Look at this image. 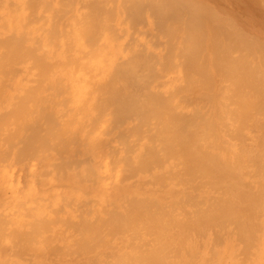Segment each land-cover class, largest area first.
Returning <instances> with one entry per match:
<instances>
[{"label":"bare ground","instance_id":"1","mask_svg":"<svg viewBox=\"0 0 264 264\" xmlns=\"http://www.w3.org/2000/svg\"><path fill=\"white\" fill-rule=\"evenodd\" d=\"M39 1L42 4L37 3L43 5V0ZM57 1L60 8L59 1L61 0ZM74 1L76 3V0H67L66 5L62 4L61 7L68 6L70 9ZM97 1L91 0L90 3L87 1L88 6L81 4L82 1L78 3L82 9L87 6L86 11H89L88 7H92L90 11L93 10L88 15V12L84 11L87 16L80 13L82 17H85L84 23L88 22L90 16H94L95 21H91L92 17L91 23L84 24L82 27L84 20H81L82 22L74 20V23H77L75 25H82L79 28L77 26L76 28L69 26V28L80 30V27H82L81 29L85 27V31L81 30L82 32L80 31L81 34L79 33L78 36L79 39L82 35L83 37L80 38H84V41L79 39L82 42L76 43L74 39V43L70 42L73 45L67 42L64 46L67 44L71 46L67 48L65 46L64 52H60V49L59 52L54 51L55 47L60 48L63 44L57 42V39H55V43L59 44L53 48L50 45L54 43L53 39L51 40L53 43H48L50 41L48 38L50 36L52 38L53 33L58 32L57 26L54 25L59 21L58 18L62 17V13L64 14L63 7L64 11H60L61 8L53 9V11L60 12L57 14L52 11L51 15L57 14V17L54 15L57 18L56 21L54 20L55 23L51 22L54 25L48 24L49 13L45 14L43 11L44 15L48 16L47 18H44L46 16H43V13L37 14L44 27L41 22H37L38 17L36 23L32 24V21L35 22L36 16L32 15V11L36 12L32 8L37 4L34 0H4L2 5L0 3V264H47L43 262L44 260L47 262L52 260L53 264H264V219L260 218V209H264V197L259 190L263 186L260 184V187V182L257 185L258 181H253L258 188L253 189V182L250 181L252 185L249 188L248 183L242 180V176H246V173L243 175L242 172L245 171L242 170L253 160L243 165L245 162L241 163L238 159L244 153L242 158L247 155L245 150L250 143L245 144V152L240 153L241 156L239 155L236 160L234 158L237 152L245 146L243 145L244 141L243 143L241 141L247 139H242L245 137L242 136L241 140L237 139V142L234 141L232 135L241 132V136L242 131H245L244 128L249 124L246 123V127L239 130L243 125L240 126L238 122L240 127L237 128V125L233 124L234 126L231 127L234 128L231 130V128H225V124L227 126L225 123L226 111L223 112L222 109V113L211 115L210 119L213 122H210L209 117L207 120L199 113L201 110L196 109L186 113L182 108L178 111L177 108L180 106H176V103L181 102V99H183V103L180 105L190 106L194 103V98H200V92L194 93V87L206 88L207 92L201 95V99L210 103L216 97V86L221 83L222 87L219 88L227 92L221 100V104L225 105H230L233 102L234 105L235 101L238 103L240 98L244 99L246 91L249 94L248 91L251 89L261 90L259 85L264 84V46L239 26V21L243 18L238 5L239 0H122L119 6L123 12H126L123 15L128 16L125 20L130 22L129 25H134L132 26L133 31L137 29L138 24L141 25L145 20L146 11H149L150 17V14H153V18L155 17L153 28L158 27L157 33H162L165 38V41H162L164 51L150 50L145 45L147 43H142L143 36H140V42H132V40H138L135 38L136 36L132 37V34L137 32L139 37V33L141 35L143 31L136 30L134 33L131 31V34L127 35L120 26L122 31L120 28L118 31H121L120 34L124 32L125 37L129 36L128 40L131 43L127 42V45L126 41L128 40L126 39V45L123 43L124 46L122 45L123 49H121L125 48L126 56L122 55L114 62L110 60L114 58L111 56L112 54L108 60L97 59L96 57L105 56L106 51L102 55L100 52L102 50L98 49L102 48V44L97 45L98 48L95 44L98 35L102 33L99 30L111 28L117 10L106 6L108 0H103V2L106 1L104 2L105 6L97 4ZM117 1L115 2L117 3ZM32 3H35L34 6ZM45 3L44 6H41L42 9L46 8ZM48 5L46 9L50 6ZM112 6L116 5L112 4ZM46 9L45 11H47ZM231 10L237 12L233 17L228 15ZM69 11L65 12L69 13ZM34 12L33 14H35ZM74 14L72 18L75 17ZM214 14L223 15L225 20L214 21ZM40 17L46 19L47 25ZM86 17H88L87 21ZM52 18L50 17V20ZM122 18L121 20H123ZM78 19L80 20V17ZM125 20L120 21L117 25L123 24ZM92 23L94 25L96 23L97 35L94 32L89 35L91 33L89 29L92 27L89 28L87 25ZM144 24L146 25L145 21L141 26ZM35 25L38 26L35 27ZM50 25L54 29H51ZM131 26L129 28L132 29ZM56 30L57 32H54ZM59 30L62 29L59 28ZM87 30L89 34L84 36L87 34ZM115 30L114 32L117 34L118 31ZM76 31L75 34L78 35V31ZM233 31L235 33H232ZM63 32L61 33L63 34ZM61 33L60 35H62ZM148 33L146 34L153 36V33ZM116 34L114 40L118 37ZM120 34L119 37L123 39L124 36L122 34L120 36ZM64 35L66 34L64 33ZM63 36L60 37L63 38ZM71 36L70 40L73 39ZM108 37L112 38L113 36L109 35ZM108 37V40L111 39ZM146 38L144 37V40ZM150 38L148 37L150 42L151 39H155L154 37ZM206 38L208 39L206 40ZM237 38L238 43L235 41ZM66 39L69 40L68 37ZM123 41L120 40L121 43ZM204 41H208L209 51L207 49L204 51L202 47ZM152 42L150 47L154 44ZM160 44L162 43H157L154 47H160ZM247 44L249 47H253L251 48L252 52L249 51L248 54H253L256 59L253 66L252 62H249L252 67L246 66L247 63L244 64V61L240 62L232 57L235 48H245ZM74 45L76 51L73 49ZM104 46L106 48V45ZM69 48H72L74 52L68 50ZM113 53L115 52L113 51ZM238 58L240 57L238 56ZM210 63L213 67L209 66ZM176 64H179L178 67L181 64V69L183 66L187 75V81L183 79L184 87L179 88L185 91L184 96L183 93L181 94L182 98L180 95L179 101H177L179 99L177 92V97L175 95L177 100H175L174 95L168 93L170 91L165 92L169 95H164L153 89L159 85L158 88H161L164 82L162 87H165L169 79L160 82L159 78L164 77L162 72L171 71ZM171 67L172 69H170ZM181 69L178 71L183 74ZM176 70L175 72H177ZM194 75H197L198 78H194ZM224 76L234 82L235 90L232 87V91L229 85H224L222 81ZM82 80L88 84L80 86ZM201 81L203 82L201 83ZM232 81L231 83H233ZM89 82L90 84L94 83L89 86L92 87L91 89H87L90 85ZM169 82L173 83L174 81ZM77 83L81 88H84L81 92H83V96L87 95V100L85 101L79 95L81 99L78 105L77 99L74 101V107L72 96L77 93L76 88H79L76 86ZM74 85L76 88H73ZM260 88L263 92L264 86ZM92 89L94 91L91 93ZM86 90L88 91L86 92ZM251 93L253 96L249 94V97H255L256 94L254 95L253 90ZM259 95L261 97L264 94ZM86 97L84 98L86 99ZM67 102L74 108L70 109L73 116L70 113L71 116L67 114V110H69V108L65 109ZM178 103L177 105H179ZM55 104L65 105L60 110L61 113L59 111V115L67 114L69 126L70 124L73 126L74 117L78 116V121L83 118L80 117L81 113L85 116L89 115L88 121L92 125L101 120L105 122H101L104 125L99 134L104 137H99L98 148H94L92 152H89L91 149L84 150L81 139L84 136L88 138V132L82 136L80 128L70 130L71 126L69 128L67 122L61 123L62 118L57 121L60 117L54 114ZM210 104L212 105V103ZM208 108L205 110L208 111ZM243 108L242 106L243 114L242 111L240 113V110L239 114L236 108H232L233 111L228 108L229 115L234 112L233 114L237 113L236 115L239 114L243 117L242 115L246 114V110ZM262 108L264 111V106ZM255 113L254 110L252 117ZM246 119L243 118L244 121ZM89 123H83V125L86 126ZM96 125H94L95 128ZM215 126L224 127L223 133L225 132V134L228 132H226L227 129L232 131L231 133L229 131L227 135L232 134L233 146L236 143L240 146L239 150L235 147L237 145L234 146L237 151H235L236 155L232 153L234 151L229 152L228 143L227 147H220L221 141L218 140L221 139L216 137ZM85 128L88 131L91 129L89 133L94 130V127L93 129L87 126ZM248 129L246 128L247 131ZM233 130H237V132H233ZM251 137L253 136L246 138ZM113 138L120 140L128 154L123 151L126 153L125 156L107 165L102 162L100 153L107 150L106 145ZM236 138L239 137L236 135ZM84 140L82 142L86 143ZM250 140L252 141V139ZM222 141L224 142L225 139ZM231 148L230 144V150H232ZM114 150L112 149L113 152ZM241 150L243 152V149ZM222 152L232 153L231 155H234L232 160H229L230 156L228 159L220 156ZM108 153L107 150V156H109ZM227 153H224L225 156ZM96 154L97 157L94 160L85 159L88 155ZM121 155L124 154L121 153ZM108 158L107 160H110ZM55 159L56 161H54ZM245 159L243 160L246 161ZM32 160L37 164H51L52 173L55 172L57 175L56 178L47 181L33 176L36 180L35 184L38 185L33 195ZM11 165H17L19 169V177L16 182L12 177L5 175L7 171L5 169ZM259 166L264 167V164L254 161L249 168L260 169ZM112 171L116 174H112ZM256 173H252L251 176L254 174L255 178ZM105 174L110 177V181H106L107 183L102 180ZM249 174L247 175L250 176ZM26 177L29 179L22 187L19 178L26 179ZM259 177L262 178V176ZM7 181H10L9 189L12 188L14 192L11 195H7ZM262 183L264 185V180ZM71 185H83V189L79 190L82 196L61 198L65 199L64 201L59 199L62 201L61 203L64 202V206H57L53 208L54 210L50 209L52 210L50 213L54 215L49 216L47 208L50 203L48 202V206L46 202L48 197L43 199L39 196V191L53 194L57 191L56 187ZM42 199L43 202L38 204L37 201L41 202ZM34 201L35 206H32ZM95 204L102 207L98 212L94 208ZM69 205L72 206V212L66 214L64 211ZM62 225H64L62 231L68 227L67 233H69V229L75 233L71 241L66 240L67 236H72L73 232L67 234L66 238L63 235L60 236ZM237 242L241 245L238 252L244 255L240 257L241 260L235 254Z\"/></svg>","mask_w":264,"mask_h":264},{"label":"rangeland","instance_id":"2","mask_svg":"<svg viewBox=\"0 0 264 264\" xmlns=\"http://www.w3.org/2000/svg\"><path fill=\"white\" fill-rule=\"evenodd\" d=\"M34 1L36 2V0H34ZM48 1H49V2H48ZM61 1H62V2H61ZM61 1H59V2H60V8H61V9L59 8V5H57V4H59L57 0H54V1H53V0H43V5L38 4V3H41V2L38 0V1H37L38 3L36 2L38 5H37V4L35 5L36 7L34 6L35 3H34V4L32 3V6H34V7H32V8H33V10L35 9V11H36V12L32 11V15H33V16L36 15V16H35V19H34V17L32 16V17H33L32 20H33V19L35 20V22L32 21V24H35V23H36V19H37V17H38L37 14L39 15V13H43V11H44L45 14H48V13H49V14H48L49 19H47V20H48V24H49V23H51L52 21L55 23V21H56V19H57V18H56V17H57L56 15H57L58 13H60L59 11L54 10L57 14L55 13V14L51 15L53 9H58V10L60 9V11H62V10H63L62 7H63V8L65 9V11H67V12L70 10L69 13H67V12H65V11L63 10L65 15L62 13V17H61L62 19H61V18H58L59 21L56 22L57 24L54 25V23H51V24H53L55 27L57 26L56 29L58 30L59 35H58L57 30H56V31H54V32H57V33H53V34H54V35H53L54 38H53V37L51 38L50 35H48V36H50L49 38H48V36H47V38L50 39V41H48V43H49V42H50V43H53V42L55 43V39H57V40H56L57 42L59 41V43H60V42L63 43V44H61L60 48H59V47H57V48L55 47V48H54L55 50L53 49L54 51H58V52H59V49H60V52H61V51L65 50L67 47H70V46H71L70 44L74 43V42H73L74 39L76 40V43L84 41V40H83L84 38H83V39L80 38V37H83L82 35H80V37H79V39H82V41L78 39L79 33L81 34V32H82L81 30H84L85 27H84L83 29H81V28L84 26V24L91 23V21H95L94 16H90L91 18H89V20L87 19L88 17H86V21L88 20V22L84 23V22H85V17L83 16V17H84V18H83V17H82V14L80 15V13H83V15H86V13L88 12V13H87V15H88V14H90L89 12H93L92 9H91L92 11H90V8H92V7H90V8L88 7L87 10H89V11H86V7L88 6L87 1L90 3L91 0H87L86 2H85V0H76V3H75V1H74V2H73L74 5L72 4V8L70 7V9L68 8V6H62V7H61L62 4L66 5V3H67L66 1H67V0H66V1H65V0H61ZM72 1H73V0H72ZM77 1H78V2H77ZM80 1H82L81 4H85V5L87 4L86 7H83V6H82L84 9H82V8L80 7V5L78 4V3H80ZM94 1H95V0H94ZM96 1H97V0H96ZM98 1H99V0H98ZM98 1H97V4H101L102 6H103V4H104V6H105L106 3H104V2H106L107 0L104 1V2H103V0H102V1L100 0L101 2H98ZM108 1H109V2H108V4H107L106 6H110V7H112L113 9L117 10V13H116V16L114 17V20H113V22H112L113 24H111L112 26H111L110 29H107V30H99V29H98L99 31L102 32V33H101V32H99V33H101V35H102V34H103V35H102V36H101V35H98V36H99L98 38H97V36H95V38H97V41H98V42L96 41V44H95V45H96V46H97V45L99 46V45L102 44V48H98V46H97V48L99 49V51L102 50V51H100L102 55H103V53H104L105 51H106V52H105V54H104L105 56H100V57H96V56H95L97 59H101V58H102V59H107V60H108V59H110L111 56H112V57H114V58H112V59H110V60H111L112 62H114V61H117L122 55H123V56H126V53H127V52H126V53L124 52L125 48H124V50H121V49H123V47H122L123 43L125 44L126 39L128 40V38H130V37H129V36H126V37H125V36H124L125 34H123V33L126 32V34L128 35L129 33L131 34V31H132V33H134L136 30H138V32L143 31V34H144V32H145V34H144L145 36H144L142 33H141V35H140V33H139V37H138V34H137V32H136L137 35L134 33V34H132V35H133L132 37H135V36H136L135 38L138 39V40H136V41H135V40H132V42H136V43H137V42H140L141 39H142V43H143V44L147 43V44H145V45H147V46L149 47L150 50H152V51H154V52H159V51L163 52V51H164V47H163L164 45H163V42H162V41H165V38H164V36H162V33H160V32H159L160 34L157 33V32H158V30H157L158 27H157V26H155V27H157L156 29L153 28V26H154L153 24H155V20H153V19H154L155 17L153 18V14H152V13L150 14L151 17H150L149 14H148L149 11H146L145 14H144V19H145V20H143V23H144V21H145L146 25H145V24H144V25H145V28L147 27L146 29L143 27L144 25L141 26V25L143 24V23H142L141 25L138 24L137 29H136L135 31H133L134 28H133L132 26H134V25H132V26L129 25L130 22L125 20L127 15L124 14V15H125V16H124L123 13H126V12H125V11L123 12V9L119 6V5H121V4H119V3H120L122 0H120V1H117V0L112 1V0H111V3H110V0H108ZM115 1H117V3H116ZM3 2H4V0H0L1 5H2ZM44 2H46V3H45L46 8H47V5L50 3V4H49L50 6L48 5V6L50 7V8L48 7L49 10L46 9V8L42 9L43 7H41V6H44ZM102 2H103V3H102ZM53 3H54V4H53ZM94 3H95V2H94ZM41 4H42V3H41ZM112 4L116 5L117 7H116V6L113 7ZM39 5H40V6H39ZM55 5H56V6H55ZM38 6H39V7H38ZM53 6H54V7H53ZM70 6H71V5H70ZM78 6H79V8L77 9ZM89 6H90V5H89ZM115 7H116V8H115ZM39 8H41L42 11H41V9H39ZM118 8H119V10H118ZM38 9H39V10H38ZM45 9H46L47 11H45ZM50 9H51V10H50ZM66 9H67V10H66ZM37 10H38V11H37ZM76 10H78V11L76 12ZM54 11H53V12H54ZM84 11H86L85 14H84ZM119 11H120V13H118ZM33 12H34L35 14H33ZM72 12H74L75 14L72 13ZM78 12H79V13H78ZM44 13H43V16H46V15H44ZM71 13H72V14H71ZM76 13H77V14H76ZM70 14H71V17H70ZM73 14L75 15V17L73 16V18H72V15H73ZM119 14H121V15H119ZM234 14H237V12H233V10H231L230 13H229L228 15H230V17H233ZM50 15H51V16H50ZM54 15H55L56 17H55ZM63 15H64V16H63ZM67 15H68V16H67ZM78 15H80V16H78ZM87 15H86V16H87ZM122 15H123V16H122ZM147 15H148L149 17H148ZM48 16H46V17H44V18H47ZM121 16H122L123 18H122ZM41 17H42V15H41ZM41 17H40V18H41ZM50 17H51V18L53 17V18H52L53 20H52V19L50 20ZM54 17H55V19H54ZM64 17H65V18H64ZM68 17H69V18H68ZM79 17H80V20L78 19ZM92 17H93V20L90 21V19H92ZM95 17H96V16H95ZM124 17H125V18H124ZM44 18H41V19H44ZM67 18H68V19H67ZM76 18H77V19H76ZM82 18H83V19H82ZM121 18H122L123 20H121ZM127 18H128V16H127ZM215 18H217V19H215ZM60 19L63 20V21H61ZM65 19H66L67 21H66ZM72 19H73V21H72ZM96 19H97V18H96ZM150 19H151V20H150ZM45 20H46V19H44V21H45ZM49 20H50V21H49ZM54 20H55V21H54ZM69 20L72 21V23H70ZM74 20H75V21L77 20V22H79V21H81V20H82V21L84 20V21H83V25L80 24L82 21H81L80 23H78V24H80L79 26L82 25V27H80V30H77V29L79 28V26L75 25V24H77V23H74ZM124 20H125V22H124L123 24L121 23V25H117V23H119L120 21L123 22ZM127 20H128V19H127ZM213 20H214V21H216V20H222V21H224V20H225V17H224L223 15L214 14V15H213ZM65 21H66V23H68V24H66ZM89 21H90V22H89ZM37 22H41V24H42V21L39 20V17H38V19H37ZM45 22H46V23H45ZM45 22H44L45 25H47V21H45ZM61 22H63L62 25H60ZM114 22H115V23H114ZM73 23H74V24H73ZM127 23H128V24H127ZM92 24H93V25H92ZM92 24H91V25L89 24V25H87V26H88L89 28H90V26H91L92 28H90V29H92L93 31H91V30L88 28V29H89V32H91V33L89 34V32H88V30H87V31H86L87 34H85V35L83 34L84 36H87L88 34L91 35V34H94V33H96L95 35H97L98 31H97V28H96V23H95V25H94V23H92ZM42 25H43V24H42ZM72 25H75V26H72ZM114 25H115V26H114ZM116 25H117V26H116ZM123 25H124V26H123ZM125 25H126L127 27H126ZM215 25H216V24H215ZM33 26H34V25H33ZM37 26H38V25H35V27H37ZM43 26H44V25H43ZM62 26H63V27H62ZM65 26H66V27H65ZM69 26L74 27V28H76V26H77L78 28H77L76 30H77L78 32H77L76 30H74L73 28H72V30H71V29H70L71 27L69 28ZM85 26H86V25H85ZM87 26H86V27H87ZM120 26L122 27V30L124 29V32L121 33L122 36H124V38L122 37L123 39H121V38L119 37V34H120V32L122 31L121 28H120ZM129 26H131L132 29L129 28ZM239 26L241 27L240 22H239ZM40 27H42V26H40ZM44 27H45V26H44ZM50 27H51V25H50ZM50 27H49V28H50ZM64 27H65V28H64ZM94 27H95V28H94ZM112 27H113V28H112ZM114 27L116 28V30H115ZM142 27H143V28H142ZM59 28L62 29V30L60 31ZM63 28H64V29H63ZM67 28H68V29H67ZM119 28H120L121 31H118ZM152 28H153V29H152ZM51 29H54V27L52 26ZM85 29H86V28H85ZM95 29H96V31H94ZM147 29H148V30H147ZM64 30H66V31L63 32ZM68 30H69V31L71 30V31L68 33V32H67ZM73 30H74V31H73ZM114 30H115L116 32L118 31L119 33L117 32V34H116V33L114 32ZM127 30H128V31H127ZM146 30H147V31H146ZM75 31L78 33V35L75 34ZM80 31H81V32H80ZM84 31H85V30H84ZM84 31H83V33H86V32H84ZM103 31H104V32H103ZM105 31H106V32H105ZM108 31H109V32H108ZM61 32H63V34L65 33V34L67 35V37L69 38V40L66 39V38H67L66 35H64V36H65V40H68V41L63 42V41H65V40H64V36H63V34H62ZM66 32H67V33H66ZM92 32H94V33H92ZM148 32H149L150 34L153 33V36H151V35H147L146 33H148ZM60 33H61L62 35H60ZM108 33H110V34H108ZM149 33H148V34H149ZM155 33H157V34H155ZM232 33H235V31H233ZM115 34L119 37V41H118V37H117V39H115L116 41L114 40V38H115ZM121 34H120V36H121ZM154 34H155V35H154ZM68 35H70V36L72 35V36H71V38H73V39H71L72 41L70 40V36H68ZM107 35H108V36H109V35H110V36L112 35L113 37L111 38V37H108ZM156 35H157V37H156ZM57 36H58V37H57ZM60 36H61V37L63 36V38H61ZM100 36H101V37H100ZM140 36H141V37L143 36V37L141 38ZM146 36H148L149 38H150V37H151V38H153V37H154V38H155V37L157 38L156 41H155L156 38H155V39H151V38H150V39H151V42L154 41V42H152V43H154L153 45H151L152 47H150L151 42H150V40L148 39V37L146 38ZM55 37H56V38H55ZM76 37H77V38H76ZM102 37H103V38H102ZM107 37H108V38H111V39L108 40ZM137 37H138V38H137ZM144 37L146 38L145 40H144ZM59 38H60V39H59ZM87 38H88V37H87ZM104 38H105V39H104ZM140 38H141V39H140ZM158 38H159V39H158ZM52 39H53V40H52ZM62 39H63V40H62ZM103 39H104L105 41H104ZM112 39L114 40V42H113ZM124 39H125V40H124ZM160 39H161V40H160ZM162 39H163V40H162ZM207 39H208V38H206V40H207ZM51 40H52L53 42H52ZM75 40H74V41H75ZM120 40H122V41L124 40V41L121 43ZM139 40H140V41H139ZM146 40H149V41L146 42ZM237 40H238V38L235 40L236 43L239 42V40H238V41H237ZM45 41L47 42V40H45ZM99 41H100V43H99ZM107 41H109V42L106 43ZM157 41H158V42H157ZM159 41L162 43V44H160L162 47H161L160 45H158V46H160V47H157V48L154 47V46H156L157 43H158V44L160 43ZM57 42H56L55 44L53 43L54 45H53V44H50L51 47L53 48L55 45L59 44V43H57ZM67 42H68V43L72 42V43H70L69 45H68V44L65 45V46H66V48H65L64 44H66ZM104 42H105V43H104ZM116 42H117V43H116ZM127 42H129V44L131 43V41L128 40V41H126V44H127V45H128ZM148 42H149V43H148ZM244 42H245V41H244ZM76 43H75V44H76ZM97 43H98V44H97ZM113 43L116 44V45H114ZM120 43H121V44H120ZM155 43H156V44H155ZM126 44H125V45H126ZM148 44H149V45H148ZM52 45H53V46H52ZM72 45H73V44H72ZM104 45H106V48H104V47H105ZM119 45H120V46H119ZM202 45H203L202 47H203L204 51H205L206 49L209 51V48H208V47H209V44H208V41H207V42L204 41ZM204 45H205V46H204ZM96 46H95V47H96ZM123 46H124V45H123ZM207 46H208V47H207ZM75 47H76V46L74 45V48H73L74 50H75ZM111 47H112V48H111ZM119 47H120V48H119ZM63 48H65V49H63ZM103 48H104V49H103ZM110 48H111V49H110ZM117 48H118V50H117ZM162 48H163V49H162ZM246 48H247V49H246ZM251 48H253V47H249L248 44L245 46V48H240V49L243 50V51H241L239 48H238V49L235 48V52L233 53L232 57L236 58V60H240V62H241V61H244V64L247 63V64H245V65H246V66L248 65V67L251 66L249 62H252L251 64H252V66H253L254 63L256 62V59H255V57L253 56V54H248L249 51L252 52ZM56 49H57V50H56ZM106 49H107V50H106ZM157 49H158V50H157ZM161 49H162V50H161ZM68 50H72V48H69ZM74 50H72V51L74 52ZM72 51H70V52H72ZM75 51H76V50H75ZM107 51H108V53H107ZM113 51H114L115 53H113ZM63 52H64V51H63ZM65 52H66V51H65ZM70 52H69V53H70ZM109 53H110V54H109ZM239 53L242 54V55H240ZM111 54H112V55H111ZM124 54H125V55H124ZM237 54H238V55H237ZM110 55H111V56H110ZM113 55H116V56H113ZM247 55H248V56H247ZM109 56H110V57H109ZM238 56H239L240 58H238ZM242 57H243V59L241 60ZM252 57H253V58H252ZM250 58H252V59H250ZM244 59H246V60H244ZM252 60H253V61H252ZM177 62L180 63V61H177ZM178 65H179V64H176L175 67L173 66V69H172V67H171L170 69H172V70H171V71L168 70L167 73L165 72L166 70H165L164 72H162V75H164V77L161 78V79L159 78V81H160V82H164V81H167V80L169 79V80L166 82V85H165L166 89H165V87H162L163 84H164L165 82L162 83L161 88H158L160 85H159L158 87L153 88L154 90H158V91L162 92L164 95H169V94L171 95V94H172V95H174L173 97H175V95H176V97H177V93H178V96H179L178 98H179V99L177 100L176 97H175L176 99L174 98V99L177 100V101L180 100V95H181L182 93H183L182 95L184 96V92H185V91H183L182 89H179V88H183V87H184V86L182 85L183 82L187 81V79H186L187 75H186V73H185V70H183L184 67L182 66V69H181V64H180L179 67H178ZM208 65H209V64H208ZM209 66H211V63H210ZM252 66H251V67H252ZM211 67H213V66H211ZM165 69H166V68H165ZM176 69H177V70H176ZM178 69H181L184 73H183V74H182L181 72L179 73ZM175 70H176L177 72H175ZM181 70H180V71H181ZM170 72H171V73H170ZM177 73H178V74H177ZM176 74H177V75H176ZM181 75H182L183 77H182ZM176 76H177V77H176ZM178 76H179V77H178ZM184 76H185V77H184ZM173 77H174V78H173ZM180 77H181V78H180ZM225 77H226V76H224V77H223V80H222V81L224 82V85H229V86H230L229 88H230L231 90H232V87H233V90H235V89H234V88H235L234 82H233L229 77H227L228 80H227V78H225ZM164 78H165V79H164ZM170 78H172V79H170ZM177 78H179V79L176 80ZM194 78H198L197 75H194ZM183 79H184L185 81H184ZM78 80H80V79H78ZM182 80H183V81H182ZM80 81H81V80H80ZM82 81H83V80H82ZM169 81H171V82L174 81V82H173V83H170ZM175 81H176V83H175ZM179 81H180V82H179ZM181 81H182V82H181ZM229 81H230V82H229ZM231 81H232L233 83H231ZM90 82H91V81H90ZM90 82H89V84H90ZM92 82H94V81H92ZM157 82H158V81H157ZM168 82H169V86H168V84H167ZM202 82H203V81H201V83H202ZM80 83H81L80 86H81L82 84H85V86H86V84H88V83H85L84 81H83V82H80ZM155 83H156V81L153 83V86L155 85ZM186 83H187V82H186ZM186 83H184V84H186ZM230 83H231V84H230ZM93 84H94V83H93ZM93 84L88 85L87 89H91L92 87H89V86H91V85H93ZM170 84H171V85H170ZM260 85H261L262 87L264 86L263 83L260 84ZM260 85H259V89H261V90H259V91H255L254 89H256V88L251 89V91H252V90L254 91V95L256 94L255 97H252L253 94L251 93V91H248V93L250 92L249 94H252V96L249 97V94H247V91H246L245 96H246V95H248V96H246V97L243 96L244 99H243V98H240V100L237 101L238 103H236V101H235V104H236V105H235V104L233 105L234 102L231 103L230 105H228V104H227V105H225V104H221V100H222V98L227 94L226 91H223V89H220V88H219V87H222V86H221V83H220V85L218 84V85L216 86V88H217V89H215V90H216V91H215V93H216V97H215L214 100H213L214 102H213V101H212V102L210 101V103H212V105L209 103V101L206 103V100H205V99H204V101H202L203 99H201V95H202L203 93L207 92L206 88H204V89H205V90H204V89L202 88V86H200L199 88H195V87H194V89H195V92H194V93L197 94V93L200 92V93H199V94H200V95H199L200 98H194V103L191 104L190 106H188L187 104H185V105H184V104L180 105L181 103H183V102H182L183 99H181V102H180V101H179V103L177 102L179 105H177V103H176V106H177V107L180 106V107L177 108L178 111H180V110L183 109L184 111H186V113H187V111H188V113H189V112H192L191 110H193V111L196 110V109L201 110L202 113H201V112H199V113H200L201 115H203L204 117H206L207 120H209L212 116H215L218 112L222 113V110H223V112L226 111V112H225V117H226V118H225V123H227V126H226V124L224 123V124H225V128H229V129L231 128V130L234 128V127H231L233 124H234L235 126L237 125V128L240 127L241 125H243V126H241V128H240L239 130H243L244 126L246 127V125L249 124V125H247V127H246L247 129L249 128L248 131L246 130V128H244L245 131H242L243 133H242L241 136H240V133H241V132H239V133H237V134H235V135H232V134H231V135L233 136V138H234V141H237V139L241 140L240 137H242V136H245L244 138L242 137V139H247V140L252 139V141H251V140H250V141H247V140H246V141H245V140H242V141H241L242 143H243V141H244V144H243V145H245V144L247 145V144H249V143L251 144V148H250V144H249V146L247 145V149L245 150L244 147H246V145L243 146V145H241L242 143H240V145L243 146V147L241 148V149H243V152H241V151H242L241 149H240V151L237 152L236 149L234 148V146L237 145L238 143L235 142L236 144H234V146L232 145V144H233V142H232V141H233V138H232V136H231L230 134L227 135L228 132L230 131L229 129L226 130V132H227V131H228V132H227V134H225V132L223 133V130L225 129L224 127H223V128H218V127L215 126V131L217 132L216 137H217V139H221V140H218L219 142L221 141V142H220V144H221L220 147H221V148L225 147V146L227 145V143H228V144H229V147H228L229 152L234 151V152H232L233 154L235 153L234 155H236V152H237V155H236V156L231 155L232 153H227V152H224V153H227L228 155L226 154V156H225V154L222 152L223 155H222V153H220V156H224V157H226L227 159H228V157L230 156V159H229V160H232V158H233V156H234V158H235V160H236V158L240 155V153L243 154V153L246 151V154H247V155H246L245 157L242 158V156H244V154H245V153H244L242 156L240 155L241 157H240V158L238 157V159H239V161H240L241 163H242V162H245V163H243V165L246 164V163H248V162H251V161L253 160L251 163H248L247 166H246V165L244 166V168H247V169H244V168H243V170H242V171H245V172H242L243 175L246 173V176H248L247 174L250 173V174H249L250 176H248V177H251V178H248V177H246V176H242V180H243L244 182H247V183H248L249 188L251 187L250 185H252V183H251L250 181H252V182H253V181H254V182H257V181H258V182H257V185H258V183L260 182V183H259V186L261 187V185H262L263 187H262V188H259V190H261V193H263V197H264V185H263V183H262V181L264 180V175H263L264 173H261V172H264V170H263L264 167H263V166H259L260 169H261L262 171H261L259 168H255V167H251V168H253V169L249 168V167H250V164L254 163V161H255V162H258V163L261 162V164H264V152H263V151H264V144H263V143H264V140H263V139H264V126H262V125H264V120H263V119H264V118H263V117H264V113H263L264 111H262V110H263L262 107L264 106V98L262 99V97H264V95H263V94H264V93H263L264 91L262 92V88H260V87H261ZM76 86L78 87V86H79V83H77ZM76 86L74 85L73 88H76ZM80 86H79L80 89H79V88H76V89H77V91H76L77 93H75V95H73V93H72V95H73V96H72V99H73L74 107H75V102H74V101H75L76 99H77V105H78L79 100H80L81 98L84 99L85 101L87 100V97H86L87 95L84 94V96H83V94H82L83 92H81V91H83L84 88H83V87L81 88ZM174 86H175V87H174ZM182 86H183V87H182ZM169 87H170V88H169ZM173 87H174V88H173ZM177 87H178V88H177ZM226 87L228 88V86H226ZM162 88H163V89H162ZM250 88H251V87H250ZM250 88H249V89H250ZM175 89H176V91H175ZM230 89H229V90H230ZM263 89H264V88H263ZM184 90H185V89H184ZM201 90H202V91H201ZM233 90H232V91H233ZM72 91H73V90H72ZM74 91H75V90H74ZM87 91H88V90H86V92H87ZM89 91H91V90H89ZM93 91H94V90L92 89L91 93H92ZM167 91H170V92H168L169 94H166ZM182 91H183V92H182ZM186 91H187V90H186ZM165 92H166V93H165ZM173 92H174V93H173ZM176 92H177V93H176ZM218 92H219V93H218ZM244 92H245V91H244ZM256 92L258 93V96H257V93H256ZM259 92H262V93H259ZM84 93H85V92H84ZM175 93H176V94H175ZM179 93H180V94H179ZM93 94L95 95V92H94ZM234 94H235V93H234ZM259 94H261V95H263V96L260 97ZM70 95H71V93H70ZM77 95H78V97H77ZM79 95H81L82 97L79 96ZM182 95H181V98L183 97ZM223 95H224V96H223ZM66 96H67V95H66ZM68 96H69V94H68ZM68 96H67V97H68ZM199 96H198V97H199ZM80 97H81V98H80ZM84 97H86V99H85ZM256 98H257V99H256ZM195 99H196V100H195ZM199 99H200V100H199ZM238 99H239V97H238ZM258 99H259V100H258ZM233 100H236V99H233ZM243 100H244V101H243ZM248 100H249V101H248ZM85 101H83V102H85ZM240 101H241V102H240ZM255 101H256V102H255ZM260 101H261V102H260ZM262 101H263V102H262ZM80 102H81V101H80ZM217 102H218V104H217ZM219 102H220V103H219ZM243 102H246L247 104L245 105V103H243ZM249 102H250V103H249ZM257 102H259L258 105H259L260 107L257 105ZM67 103H68L69 105H68ZM67 103H66V107H65V105L62 106L61 104H59L60 106H59L58 104H57V105L55 104V106L53 107L54 114L60 117L57 121H59V120L62 118L61 120H62L63 122L61 121V123H64V122L66 123V122H67V119H68L67 114H68V116H69L71 113L73 114V112H72L71 110L74 109V108H73L72 106H70L71 104H70L69 102H67ZM198 103H199V104H198ZM255 103H256V104H255ZM262 103H263V105H262ZM214 104H215V105H214ZM249 104H250V105H249ZM209 105H210V107H209ZM241 105L244 107L243 109L246 110L245 112H246V114H247V115H246V114L244 113L245 116L242 115L243 117H241V115L239 116V114H240L241 111H242V106H241ZM254 105H255V106H254ZM261 105H262V106H261ZM61 106H62V107H61ZM89 106H91V105H89ZM89 106H88V107H89ZM182 106H183V107H182ZM191 106H192V108H190ZM198 106H199V107H198ZM211 106H212V107H211ZM221 106H222V108H221ZM238 106H240L241 108L238 109V108H237ZM251 106L254 107L255 109L252 108ZM64 107H65V109H66V108H69V110H67V114H66V115L63 114L64 116H63V115H59V111H60L62 108H64ZM71 107H72V108H71ZM76 107H77V106H76ZM88 107H87V108H88ZM208 107H209V108H208ZM59 108H60V109H59ZM181 108H182V109H181ZM185 108H186V109H185ZM206 108H208V111L205 110ZM213 108H214V109H213ZM228 108H229L230 110H232V111L234 110V109H232V108H236V110H237L238 113H239V110H240V113H239L238 115H236L237 113L235 112L236 114H233V113H234V112H233L232 114L229 115ZM248 108H249V109H248ZM256 108H257V110H256ZM65 109H64V110H65ZM70 109H71V110H70ZM82 109H83V107H82ZM203 109H204L206 112H205ZM221 109H222V110H221ZM226 109H227V110H226ZM216 110H217V111H216ZM254 110H255L256 113H255L254 117H252V116H253L252 113L254 114ZM259 110H260V111H259ZM68 111H70V112H68ZM81 111L84 112V110H81ZM212 111H214V112H212ZM215 111H216V112H215ZM249 111H250V112H249ZM258 111H259V112H258ZM63 112H65V111H63ZM210 112H211V114H210ZM230 112H231V111H230ZM243 112H244V111H242V114H243ZM247 112H248L249 114H248ZM251 112H252V113H251ZM260 112H261V114H260ZM60 113H61V111H60ZM69 113H70V114H69ZM207 113H208V114H207ZM257 113H258V114H257ZM262 113H263V114H262ZM72 114H71V115H72ZM85 114L87 115V113H85ZM250 114H251V115H250ZM71 115H70V116H71ZM211 115H212V116H211ZM65 116H66L67 118H66ZM72 116H73V115H72ZM75 116H76V115H75ZM81 116H82L83 118H80V119H81L80 121L77 120V117H78V116H76V117H74V118L72 117L73 120L71 119V117H69V119H71L72 121H74L73 123L75 124V125L73 124V126H72V124H70L71 128H70V126L68 125V124L70 123L69 121H68L69 123L67 122L66 124L68 125V127L70 128V130H73L74 128H78V129L80 128V130H82V133H81L82 136L85 135V132H86V133L88 132V133H87L88 138H87L86 136H84V138L81 139L82 141L85 139L86 141H85V140H84V141H85L86 143H84V142H82V141H81V143L83 144V147L85 148V149H84L85 151H89V150L91 149L89 152H92V150H94V148H95V149L98 148V146H97V141L100 139L99 137H104V135H103V136H100L99 132H100L101 129L103 128V125H104L103 123H105V122H103V120H101V121L98 122V123L96 122L95 124H97V125H96V128H95V126H94L95 124L92 125V124H90L89 121H88V116H89V115L85 116L83 113H81V114H80V117H81ZM229 116H230V117H229ZM231 116H232L233 118H235V117H237V118L233 119ZM234 116H235V117H234ZM246 116H247V117H246ZM262 116H263V117H262ZM63 117H64V118H63ZM208 117H209V119H208ZM239 117H240V118H239ZM65 118H66V119H65ZM241 118H242V120H241ZM243 118H244V119L247 118V119L244 121ZM262 118H263V119H262ZM74 119H75V120H74ZM84 119H85V120H84ZM236 119H237V120H236ZM260 119H261V120H260ZM64 120H65V121H64ZM71 120H70V121H71ZM235 120H236V121H235ZM252 120H253V121H252ZM255 120H257V121H255ZM77 121H78V122H77ZM85 121H86V122H85ZM209 121H210V122H211V121L213 122V120H211V119H210ZM220 121L222 122V120H220ZM233 121H234V122H233ZM243 121H244V122H243ZM250 121H251V122H250ZM101 122H103V123H101ZM235 122H236V123H235ZM238 122H239V123H238ZM83 123H85V124L89 123L88 125H89V126L91 125V127H89L88 125H86V126H87L88 128H92V129H93V127H94V130H95V131L93 130V131L91 132L92 134L89 133V132L91 131V129H90V131H88V129L85 128V127H86L85 124L83 125ZM100 123H101V124H100ZM237 123L240 124V126H239ZM243 123H244V124H243ZM246 123H247V124H246ZM254 123H255V125H254ZM262 123H263V124H262ZM228 124H229V125H228ZM245 124H246V125H245ZM260 124H261V125H260ZM100 125H102V126L99 127ZM234 125H233V126H234ZM251 125H253V127H251ZM84 126H85V127H84ZM228 126H229V127H228ZM260 126H262L263 128L260 127ZM98 127H99V128H98ZM242 127H243V128H242ZM250 127H251V128H250ZM254 127H256V128H254ZM97 128H98V129H97ZM237 128L235 127V129H237ZM252 128L254 129V131H253ZM250 129H251V131H250ZM255 129H256V130H255ZM220 130H222V131H220ZM96 131H97V132H96ZM224 131H225V130H224ZM234 131L237 132V130H233V132H234ZM249 131H250L251 133H250ZM256 131H257V132H256ZM231 132H232V131H230L229 133H231ZM245 133H246V134H245ZM248 133H249V135H247ZM88 134H91V135H88ZM243 134H244V135H243ZM252 134H254V135H252ZM226 135H227V136H226ZM236 135H237L239 138H236ZM246 135H247V136H246ZM95 136H96V138H95ZM229 136H230V137H229ZM234 136H235V137H234ZM248 136H253V137H251V138H246V137H248ZM255 136H256V137H255ZM85 137H86V138H85ZM219 137H220V138H219ZM262 138H263V139H262ZM129 139H131V138H129ZM212 139H214V138H212ZM223 139H225L224 142L222 141ZM228 139H229V140H228ZM253 139H255V140H253ZM114 140H115V141H114ZM230 140H231V141H230ZM262 140H263V141H262ZM225 142H226V143H225ZM237 142H238V141H237ZM239 142H240V141H239ZM247 142H248V143H247ZM81 143H80V144H81ZM253 143H255V144H253ZM256 143H257V144H256ZM82 144H81V145H82ZM86 144H87V145H86ZM230 144H231V147H232L231 149H232V150H230ZM252 144H253L254 146H253ZM84 145H85V146H84ZM89 145H90V146H89ZM92 146H93V147H92ZM113 146H114L115 148H114ZM262 146H263V147H262ZM112 147H113V148H112ZM116 147H117V148H120L121 150H118ZM226 147H227V146H226ZM235 147H237L238 150H239V147H240V146L237 145V146H235ZM103 148H104V147H103ZM103 148H102V149H103ZM253 148H254V150H255V152H256L257 154L254 152ZM86 149H87V150H86ZM106 149H107L108 152H109L108 155L110 156V158H108L109 156L106 155L107 150H106V151H103V153H100V155H101V160H102V162H103V163H107V165H108V163H112V162L118 160L120 157L125 156L126 153L128 154V152L126 151V147H124V146L122 145V143L120 142V140H119V139L117 140L116 138H113L110 142H108V144L106 145ZM112 149H113V150L115 149L114 152L112 151ZM249 149H250V151H249ZM116 150H117V151H116ZM244 150H245V151H244ZM256 150H257V151H256ZM123 151H124V152L126 151V153H124ZM235 151H236V152H235ZM98 153H99V152H98ZM112 153H114V154L111 155ZM121 153L124 154V155H121V156H120ZM238 153H239V154H238ZM253 153H255V154H253ZM249 154H251V155H249ZM105 155H106V156H105ZM255 155H256V156H255ZM248 156H250V157H248ZM252 156H254V158H256L257 160L254 159V158H252ZM96 157H97V154L94 155V156H93V155H88V156L85 157V159H88V160H90V159H91V160H94ZM259 157H260V158H259ZM107 158L110 159V160H107ZM245 158H246V159H245ZM251 158H252V159H251ZM240 159H242V160L245 159L246 161H244V160L242 161V160H240ZM259 159H261V160H259ZM247 160H249V161H247ZM54 161H56V159H55ZM108 161H109V162H108ZM237 161H238V160H237ZM239 161H238V162H239ZM33 163H34V160H32V195H33L34 191L36 190V188L38 187V185L35 184V181H36V180H35V177H38L39 179L42 178L44 181H47V180H49V179H51V178H56V177H57L56 173H55V172L52 173V171H51V170H52V168L50 167L51 164H37V163H34V164H33ZM241 165H242V164H241ZM243 165H242V166H243ZM248 168H249V169H248ZM103 169H104V168H103ZM5 170H7L5 175H6V176H10V177H12V179L16 182L17 178L19 177V171H18L19 169H18V166H17V165H15V166H14V165H11V166H8ZM100 170H101V169H100ZM246 170H247V171H246ZM250 170H251L252 172H251ZM255 170H257V171H255ZM258 170H260V171H258ZM10 171H11V172H10ZM49 171H50V173H49ZM101 171H102V170H101ZM249 171H250V172H249ZM41 172H42V173H41ZM47 172H48V173H47ZM247 172H248V173H247ZM256 172H259V173H256ZM43 173H45V174L47 173L48 175H47V174H46V175L44 174V175H45V176H44ZM111 173H112V174H116V173L113 172V171H112ZM111 173H110V174H111ZM252 173H254V174L256 173L255 178H254V176H253L254 174L252 175L253 177L251 176ZM40 174H41V176H40ZM42 175H43V176H42ZM258 175H259V176H262V178H260ZM33 176H35V177H33ZM256 178H257V179H256ZM19 179H20V185H21L22 187H24L25 184L27 183L29 177H26V179H24V178H19ZM33 179H34V180H33ZM258 179H259V180H258ZM260 179H261V180H260ZM102 180H103L104 183H105L106 181L109 182V181H110V177H109V175H107V174L103 175V179H102ZM14 181H13V183H14ZM9 182H10V181H9ZM9 182L7 181V183H6V185H7V195H11L12 193H14L13 190H12V188L9 189ZM107 182H106V183H107ZM249 182H250V183H249ZM254 182H253V185H252V186H254L253 189H258L257 186H256V183H254ZM260 184H261V185H260ZM23 185H24V186H23ZM83 187H84L83 185H71V186H66V187H64V186H62V187H56L58 192L56 191V193L48 194L46 191H45V192H40V191H39V196L43 197V199H46V198L48 197L47 200H49V201L46 200V202H47V205L50 203L51 208H50V206L48 205L49 207L47 208V210L49 209V216H53L54 214H53V213H50V211L52 212V210H54L53 208H55V207H57V206L61 207V205H63L64 202H63V203H61V202L64 201L65 199L63 200V199H61V198H64V197L66 198V197H68V196H72V197H80V196H82V195H81V192H80L79 190L83 189ZM60 192H61V193H60ZM49 196H50V197L52 196V197L50 198ZM43 199H42L41 202H40V200L37 201V203H38V204L42 203V202H43ZM59 199H61L62 201L59 200ZM48 202H49V203H48ZM55 202H56V203H55ZM263 202H264V201H263ZM37 203H36V206L38 205ZM99 203H100V202H99ZM99 203H97V204H98V205H101V204H99ZM34 204H35V201L32 202V206H35ZM56 204H57V205H56ZM97 204L94 205V208L97 209L96 211L98 212L102 207L100 208ZM54 205H55V206H54ZM63 206H64V205H63ZM101 206H102V205H101ZM69 207H70V208H69ZM71 208H72L71 205L66 206V210H65L64 212H65L66 214H67V212H72V209H71ZM98 208H99V209H98ZM50 209H52V210H50ZM47 210L45 209V211H47ZM97 212H96V213H97ZM65 213H64V214H65ZM52 214H53V215H52ZM260 218H261V220L264 219V209H263V208L260 209ZM65 227H67V226H65ZM60 228H61V230H60V231H61V232H60V236L63 235V236L65 237V236H67V234L69 235V234H72V232H73L72 230L69 229V231H68L69 233H67L66 230L68 229V227L65 229V231H62V230H64V225H62ZM62 228H63V229H62ZM62 232H63V234H62ZM74 235H75V233L73 232L72 236H69V237L67 236V240H66V241H69V240L71 241L72 238L74 237ZM65 238H66V237H65ZM262 242H263V239H262ZM240 248H241V245H239V242H237V244H236L235 254H236V257H238L239 260H241V259H240L241 256H244V255H242L243 253L240 254V252H238V249L240 250ZM237 253H238V255H240V256H238ZM242 260H244V259H242ZM51 261H52V260H50V261L47 262V260H44L43 262H45V263H47V264H53ZM244 261H246V260H244Z\"/></svg>","mask_w":264,"mask_h":264},{"label":"crops","instance_id":"3","mask_svg":"<svg viewBox=\"0 0 264 264\" xmlns=\"http://www.w3.org/2000/svg\"><path fill=\"white\" fill-rule=\"evenodd\" d=\"M263 3H264V0H239L238 5L243 14V18H242L243 20L241 19L239 21L240 25L242 24L241 25L242 29H245L246 32L253 35L255 40L259 41L264 46V8H263L264 5Z\"/></svg>","mask_w":264,"mask_h":264}]
</instances>
